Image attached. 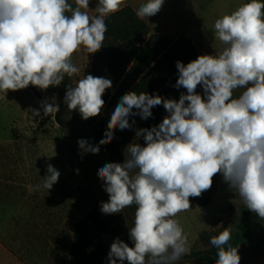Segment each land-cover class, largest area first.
I'll return each mask as SVG.
<instances>
[{
    "label": "clouds",
    "instance_id": "obj_1",
    "mask_svg": "<svg viewBox=\"0 0 264 264\" xmlns=\"http://www.w3.org/2000/svg\"><path fill=\"white\" fill-rule=\"evenodd\" d=\"M90 2L0 0V91L29 86L45 91L78 75L74 54L101 50L106 18L125 6V0H96L97 15L90 16ZM164 4L165 0H146L135 14L149 19ZM213 27L221 45L214 54L199 55L187 64L176 61L174 87L186 90L178 100L130 91L119 99L98 144L77 141L81 156L95 155L112 142L116 130L133 128L130 117L146 121L160 105L168 113L158 125L136 130L144 144H128L123 163L98 169L108 195L100 204L103 214L136 206L128 231L131 246L116 237L108 264H178L190 253V245L176 217L192 210L190 197L210 190L217 174L250 212L264 219V0L241 3L216 19ZM112 86L109 78L84 75L75 85H66L63 103L69 111L78 110L83 120L94 118L102 113V97ZM52 98L42 100L40 110L31 109L32 117H54L60 105ZM60 175L46 164V175L36 189L51 190ZM231 238L228 227L211 237L218 250L215 264H241L239 246L233 247Z\"/></svg>",
    "mask_w": 264,
    "mask_h": 264
},
{
    "label": "rangeland",
    "instance_id": "obj_2",
    "mask_svg": "<svg viewBox=\"0 0 264 264\" xmlns=\"http://www.w3.org/2000/svg\"><path fill=\"white\" fill-rule=\"evenodd\" d=\"M145 2L146 0H125V6L122 8L131 7L135 11ZM244 2L247 0H165L162 10L149 19L145 18L144 21L149 25L151 34L175 39L185 37L196 46L199 55L214 54V51L221 47L219 40L215 38L213 27L215 20L235 10ZM95 6L96 0H91L90 16L97 15ZM94 55L95 53L88 54L83 49L74 54L73 63L80 72L78 75L68 77V84L75 85L84 75L91 74ZM63 86L64 81L60 86L49 87L45 91L33 86L23 90H9L6 94L0 91V138L11 136L21 141L28 138L36 141L23 146L29 150L30 154H35L37 146L38 151L43 150V155H39V160L43 161L42 165L50 163L58 169L61 173L59 181L63 180L67 187L80 186L87 192L91 190V194L96 195L99 209L101 202L108 200V195L103 191V183L97 175L98 169L106 163H123L128 156L127 145L130 143L143 145L144 141L140 137L128 134L116 143L120 153L114 158L108 156L105 145L100 147L98 154L87 153L81 156L77 141L86 139L93 145L98 144L103 138L102 124L110 118L118 101H108L95 120L91 118L83 120L78 110L69 111L64 105L63 98L66 90ZM198 91L203 89L198 86ZM153 94L177 100L180 96L178 91L168 86L162 88L161 94L158 92ZM235 95H239V91ZM51 98L60 105V111L54 117L49 116L43 119L32 117L31 109L40 110V102L45 99L51 102ZM158 114L159 124L168 113L160 105ZM41 116H43L42 111ZM16 148L18 151L23 150L21 146ZM32 156L36 157V155ZM200 198L203 204H199L195 198L190 197L192 210L182 212L176 217L187 234L190 245V253L183 256L178 264H190L187 256L194 252H207L212 247L207 243V236L223 231L224 227L230 228L232 234L238 232V226L242 223L246 224L252 232L264 227V219L258 218L245 207L238 194L229 190L221 174L214 176L211 189L203 192ZM132 226L130 225V228ZM91 232L97 239L98 234L93 227ZM202 237L205 238L202 239ZM262 238L264 233L259 236L254 235L245 248L248 249ZM250 264H264V249L260 257Z\"/></svg>",
    "mask_w": 264,
    "mask_h": 264
},
{
    "label": "trees",
    "instance_id": "obj_3",
    "mask_svg": "<svg viewBox=\"0 0 264 264\" xmlns=\"http://www.w3.org/2000/svg\"><path fill=\"white\" fill-rule=\"evenodd\" d=\"M105 22L108 31L105 34L104 46L94 55L91 75L112 80V88L106 90L102 97L106 103L119 101L130 91L147 92L150 95L157 92L161 94L165 86L173 87L179 94L186 92L183 88L174 87L178 78L176 61L187 64L199 56L191 40L185 37L175 39L151 34L149 25L139 19L131 7L122 8L121 11L109 15ZM67 84L68 77H65L64 90H67ZM198 93L203 94V91ZM159 107L152 109V117L148 120H141L139 116L130 117V122L135 120L133 128L124 131L116 130L112 142L105 145L108 156L114 158L119 155L120 149L116 143L125 135L132 134L136 137L137 129L158 125ZM96 118L97 116L91 119ZM109 119L102 124L103 138ZM195 199L199 204H203L200 197ZM135 208L136 206L133 205L111 216L102 215L97 207L92 209L74 227L70 264H108L107 254L116 237L131 246L128 231L130 225L134 224ZM91 227L96 230L97 239L93 237ZM262 233H264V227L252 232L246 224L242 223L238 226V232L232 234L229 243L233 247L239 246L241 264H250L260 257L264 249V238L248 249L245 245L254 235L259 236ZM212 236H207V243L210 245ZM217 251L212 246L207 252H194L187 256V259L190 264H215V259L218 258Z\"/></svg>",
    "mask_w": 264,
    "mask_h": 264
},
{
    "label": "crops",
    "instance_id": "obj_4",
    "mask_svg": "<svg viewBox=\"0 0 264 264\" xmlns=\"http://www.w3.org/2000/svg\"><path fill=\"white\" fill-rule=\"evenodd\" d=\"M35 142L0 138V264H70L74 227L98 207L91 190L63 180L36 189L46 175L43 150L30 154L23 146Z\"/></svg>",
    "mask_w": 264,
    "mask_h": 264
}]
</instances>
